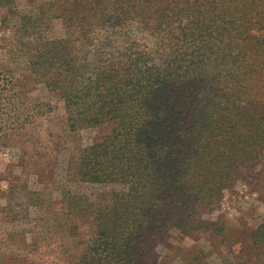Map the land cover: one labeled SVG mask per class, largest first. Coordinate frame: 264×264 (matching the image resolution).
<instances>
[{
    "label": "trees",
    "instance_id": "16d2710c",
    "mask_svg": "<svg viewBox=\"0 0 264 264\" xmlns=\"http://www.w3.org/2000/svg\"><path fill=\"white\" fill-rule=\"evenodd\" d=\"M51 1L43 11L66 33L47 42L33 70L62 98L71 134L97 130L92 143L73 147L70 173L120 186L98 203L63 194L70 234L72 217L95 221L64 264H155L170 228L219 238L228 264H264V223L242 227L251 250L235 255L238 229L204 218L263 157L264 0ZM145 32L156 48L138 43ZM3 78L2 105L14 106L21 127L46 111ZM184 259L208 264L201 249Z\"/></svg>",
    "mask_w": 264,
    "mask_h": 264
},
{
    "label": "rangeland",
    "instance_id": "374dc122",
    "mask_svg": "<svg viewBox=\"0 0 264 264\" xmlns=\"http://www.w3.org/2000/svg\"><path fill=\"white\" fill-rule=\"evenodd\" d=\"M49 1L0 0V75L23 92L27 103L46 105L42 107L46 111L21 127L14 106L6 107L0 99V264H64L66 258H75L95 221L91 214L72 217L78 229L70 234L68 217L61 209L63 194L70 191L98 203L103 192L120 188L82 181L70 173L73 147L92 143L97 130L71 134L62 98L33 70L47 42L66 33L61 18L43 11ZM262 151L263 157L243 170L242 177L204 214L238 229L231 238L235 255L251 250L242 227L264 223V145ZM253 172L254 179L247 177ZM260 172L263 175L257 178ZM199 249L208 264L232 260L219 238L206 232L183 236L175 228L157 243L152 258L155 264H195L196 260L184 258L195 256Z\"/></svg>",
    "mask_w": 264,
    "mask_h": 264
},
{
    "label": "clouds",
    "instance_id": "9594fccd",
    "mask_svg": "<svg viewBox=\"0 0 264 264\" xmlns=\"http://www.w3.org/2000/svg\"><path fill=\"white\" fill-rule=\"evenodd\" d=\"M140 21L139 20H133L132 24L134 26H139L140 25ZM133 31H135V27L133 28ZM144 36L147 37V39H141L139 36L136 37L138 43H141L142 45L146 44L147 48L145 49L146 51L149 49H154L157 46V41L155 37L150 36L147 32L144 33Z\"/></svg>",
    "mask_w": 264,
    "mask_h": 264
}]
</instances>
